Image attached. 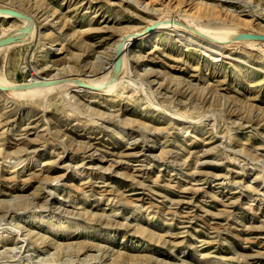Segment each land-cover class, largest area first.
I'll return each mask as SVG.
<instances>
[{"label": "rangeland", "instance_id": "1", "mask_svg": "<svg viewBox=\"0 0 264 264\" xmlns=\"http://www.w3.org/2000/svg\"><path fill=\"white\" fill-rule=\"evenodd\" d=\"M199 1L0 0L36 23L0 76L100 80L158 19L264 34V0ZM181 31L135 39L106 92L0 90V264H264V41Z\"/></svg>", "mask_w": 264, "mask_h": 264}, {"label": "bare ground", "instance_id": "2", "mask_svg": "<svg viewBox=\"0 0 264 264\" xmlns=\"http://www.w3.org/2000/svg\"><path fill=\"white\" fill-rule=\"evenodd\" d=\"M198 4L201 5L202 7H205L212 15H218V16H219V14H220V12L222 10L227 11L229 9L228 7L222 8V6H220V4L215 3L212 0H209V1L208 0L207 1L201 0V1H199ZM229 11H231V10H229ZM29 15L31 16L30 20L26 19V18H22V17H17V18H19L22 21V24L20 26H18V27L13 26V27L6 28L5 31H3L2 34H0V37L5 36V35H7L9 33L21 34V33H23V29H24L25 26L31 25V30L28 32L27 37L25 38V40L28 39V38H31L35 34V31H36V23L34 22V16L32 14H29ZM0 17H4L6 19L16 18V16H13V15H11L9 13H0ZM167 19H171V18L158 19V20H155V21H153V22H151V23H149L147 25H150V24H153L156 21H159L160 24H159L158 28H172V30L174 32H178V31L183 30V27H181L179 25H176L173 22V19H171V21H167ZM147 25H145L144 27H146ZM142 29H143V27H142ZM196 29H198L201 32L209 35L210 37H213V38H216V39H223V41H228L229 39H231V37H233L237 33H240V31H238L237 28H232V27L231 28L230 27L229 28L226 27L225 28V32L222 33L223 32L222 31L220 34H219V32L218 33H215V32L213 33L210 30H208L207 28L202 27V26H200L198 24L196 25ZM136 30H138V29H136ZM135 31H128L125 34L121 35L115 41L114 46H113L114 61H115V58H116V55H117V48H118V45H119L120 41L124 37L127 36V39L125 40V45L123 47V54H122V60L123 61H122V67H121V70L119 72V75L116 78V80L114 82H112V83H109V85L105 89L96 90V89H92L90 87H83V86L77 84L74 80H61L60 82L55 83V84L36 85V86H33V87H27V88H24V89H17V90H12V91L20 92V93L38 94V93H44V92L52 91L53 89H65L67 91V93H70L71 91H79V92L87 91V92L94 93V92H106V91L112 90V88L117 84V82L120 79H122L121 76H120V73L123 71V68L125 67V58H126V54H127L126 51L129 48V46L131 45V43L135 39H137V37H135ZM187 33L191 37H195L196 40H198L199 42L204 43V45L206 44V45L209 46L208 48L205 49V52H206L207 55H209L208 53H211V50H213V48L211 49V47L219 48V50H220V48H222L221 44L217 43L219 41L207 40L206 38H203L201 36L199 37L196 34H193V32H189L188 31ZM140 38L141 39H145L146 36L142 35ZM245 41H250V40L249 39H245ZM184 42L185 43H189L188 40H184ZM15 43H17V42H15ZM247 43H249V42H247ZM12 45H14V43L8 44L6 46H2V47H0V49H2L4 47H7V46H12ZM52 46H54V45H52ZM113 65H114V62L112 64V66H111V69H110L111 71L107 72L100 80H91V79L85 78V77L84 78L82 77V78L85 79L86 81L91 82V83H95L97 85H102L107 80H109L110 77L112 76V74H113V71H112ZM1 76H0V83L1 84H4V85H18V84H21V83H16V82L10 81L9 79H7V78L5 79L4 77H1ZM66 76L67 75L63 74L62 71H54V72H52V73H50L48 75H38L36 73L34 75V77H32V79H30L29 81H26V82L41 81V80H44V79H65L64 77H66ZM24 159H25V157H24Z\"/></svg>", "mask_w": 264, "mask_h": 264}, {"label": "water", "instance_id": "3", "mask_svg": "<svg viewBox=\"0 0 264 264\" xmlns=\"http://www.w3.org/2000/svg\"><path fill=\"white\" fill-rule=\"evenodd\" d=\"M0 13H9L13 16L16 17H22V18H26V19H31V16L27 13H25L24 11L16 8V7H12V6H1L0 7ZM171 21V20H168ZM173 22L176 25H179L185 29H187L190 32L195 33L198 36H201L203 38H206L208 40H213V41H221L219 39L210 37L209 35L201 32L200 30L196 29L195 27L189 25L186 22L174 19ZM160 22L157 21L153 24L147 25L146 27H144L143 29H141L140 31H135V37L140 38L142 35L147 34L148 32L153 31L155 28H157V26H159ZM31 30V25H27L24 27L23 29V33L21 34H15V33H9L5 36L0 37V47L2 46H6L8 44H12L15 42H20L25 40V38L27 37L28 32ZM127 39V36L124 37L117 48V55L114 61V65L112 68L113 74L110 77L109 80H107L105 83H103L102 85H97L95 83H91L89 81H86L83 78H76L73 76H66L64 77L65 79H44L41 81H34V82H23L21 84L18 85H4L0 83V90L1 91H12V90H17V89H24L27 87H33L36 85H49V84H55L60 82L61 80H74L77 84L83 86V87H90L92 89H96V90H100V89H105L109 83H112L116 80V78L119 75V72L121 70L122 67V54H123V47L125 45V40ZM245 39H249V40H262L264 41V34L263 33H253V32H240L237 33L236 35H234L233 37H231V39H229V41H235V40H245Z\"/></svg>", "mask_w": 264, "mask_h": 264}]
</instances>
